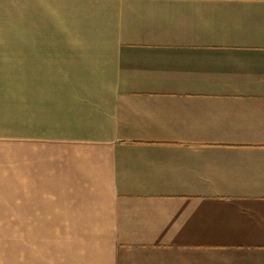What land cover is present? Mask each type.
Masks as SVG:
<instances>
[{
	"label": "crops",
	"instance_id": "0c3cea01",
	"mask_svg": "<svg viewBox=\"0 0 264 264\" xmlns=\"http://www.w3.org/2000/svg\"><path fill=\"white\" fill-rule=\"evenodd\" d=\"M16 6L28 34L0 36L5 264H264V0Z\"/></svg>",
	"mask_w": 264,
	"mask_h": 264
},
{
	"label": "rangeland",
	"instance_id": "374dc122",
	"mask_svg": "<svg viewBox=\"0 0 264 264\" xmlns=\"http://www.w3.org/2000/svg\"><path fill=\"white\" fill-rule=\"evenodd\" d=\"M16 7V0H4V27H0V36L17 37L28 34L29 30H20L15 26L17 24ZM35 33L37 36H45L48 35V30L36 29ZM15 195V189H4V201L15 202ZM16 228L15 204L4 205V221H0V232L4 230V264L15 261Z\"/></svg>",
	"mask_w": 264,
	"mask_h": 264
}]
</instances>
